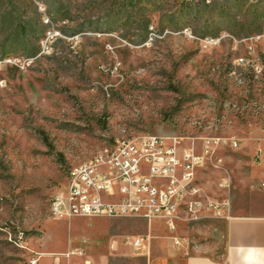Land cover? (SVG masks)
<instances>
[{
  "label": "rangeland",
  "instance_id": "rangeland-1",
  "mask_svg": "<svg viewBox=\"0 0 264 264\" xmlns=\"http://www.w3.org/2000/svg\"><path fill=\"white\" fill-rule=\"evenodd\" d=\"M33 1L59 37L39 56L49 26ZM152 25L159 36L150 41ZM263 28L264 2L0 0V59L36 56L25 71L0 68V264H25L33 251L42 253L39 264L55 254L62 264L140 257L147 241L135 248L127 239L149 233L144 219L54 218L49 210L72 166L143 133L175 136L197 151L205 137H218L197 182L212 198L228 196L232 212L264 213V38L257 75L235 62L246 52L232 40ZM219 33L228 36L217 45L197 40ZM75 34L73 46L66 37ZM223 221H179L172 233L160 221L151 236H177L186 253L220 254ZM17 229L25 250L24 241L7 238ZM75 247L83 254L67 260L62 254Z\"/></svg>",
  "mask_w": 264,
  "mask_h": 264
},
{
  "label": "built area",
  "instance_id": "built-area-1",
  "mask_svg": "<svg viewBox=\"0 0 264 264\" xmlns=\"http://www.w3.org/2000/svg\"><path fill=\"white\" fill-rule=\"evenodd\" d=\"M209 5L218 0H195ZM34 2V1H33ZM36 9L40 16V3ZM50 20V19H49ZM62 24L66 21L62 20ZM55 22L47 35L41 37L37 56L52 49L56 37ZM189 34V30H181ZM151 36H159L152 25ZM195 36V35H194ZM227 33L216 36L197 37L202 46L217 45L227 37ZM63 37H65L63 35ZM73 46L78 42L79 35L66 37ZM264 38V28L250 36L232 37L233 48H241L245 55L236 57L235 62L247 66L257 75L261 69L257 44ZM36 56H28V60L11 58L2 60V65L14 66L21 71L29 68ZM0 87H4V79L0 78ZM219 138L205 137L202 147L196 151L193 147H182L175 136H163L151 133L136 135V139L129 142H115L106 145L96 156V162L81 170L67 172V184L63 191L52 197L55 209L49 210L54 218L69 219L73 216H105L144 218L147 222L158 219L164 223L169 232L176 231L179 221H189L190 218L229 217V197L212 198L205 193L197 182V170L213 154ZM233 144L236 145L235 141ZM264 186V181L260 182ZM220 186L227 187L228 179H223ZM176 246H183L177 236H172ZM24 241V233L17 229L14 233L8 231V237ZM149 239L146 236V240ZM144 238L136 237L130 241L133 247L141 246ZM41 252L33 251L25 264H39ZM83 254V249L75 247L62 254L68 260L72 255ZM51 264H60L59 255L52 256ZM66 264H79L70 263ZM83 264H89L84 260Z\"/></svg>",
  "mask_w": 264,
  "mask_h": 264
},
{
  "label": "crops",
  "instance_id": "crops-1",
  "mask_svg": "<svg viewBox=\"0 0 264 264\" xmlns=\"http://www.w3.org/2000/svg\"><path fill=\"white\" fill-rule=\"evenodd\" d=\"M227 212L229 217L221 218L224 219V231L220 254L214 253L213 250L200 254L186 253L183 246L169 245L170 239H173L170 234L158 236L154 232L151 236V230L160 229L161 220L155 219L147 222L142 218L147 224L149 233L141 236L144 238L143 242L147 241V245L143 244L140 257H129L124 253L111 260L114 264L116 262L120 264H264V213L232 212L230 198ZM197 220L199 218L189 219V221ZM146 236L149 239L146 240ZM132 239H127V242L130 244ZM52 260L53 257L49 255V264ZM86 260L89 264H94L89 259ZM60 264H62L61 259Z\"/></svg>",
  "mask_w": 264,
  "mask_h": 264
},
{
  "label": "bare ground",
  "instance_id": "bare-ground-1",
  "mask_svg": "<svg viewBox=\"0 0 264 264\" xmlns=\"http://www.w3.org/2000/svg\"><path fill=\"white\" fill-rule=\"evenodd\" d=\"M181 2H184V3H193V2H196L195 0H180ZM218 1H226V0H218ZM229 1H246V2H250V3H256V2H264V0H229ZM40 3V2H39ZM40 12L43 13L45 16H42V21L47 24L50 27H52V20L51 18L49 17V15L46 13L45 11V7L43 5L40 4ZM50 19V20H49ZM44 24V25H45ZM49 28L47 29V31H45V35L48 34L49 32ZM57 33V32H56ZM41 42V41H40ZM11 58H18V57H14V56H11V57H5V58H2L0 59V63L2 62V60H7V59H11ZM20 60H24L23 58H18ZM132 139H136V136H131V137H125V138H122L121 140L117 141V142H129L131 141ZM104 149V148H103ZM102 150L98 151L89 161L85 162V163H82V164H78V165H74L72 166L68 171H72V170H81L83 167H87L89 165H92L93 163L96 162V156L101 152ZM51 210H54L55 209V201H52L51 203V207H50Z\"/></svg>",
  "mask_w": 264,
  "mask_h": 264
}]
</instances>
